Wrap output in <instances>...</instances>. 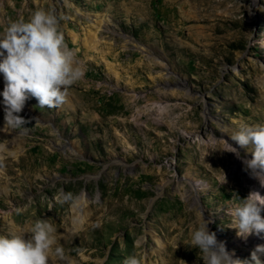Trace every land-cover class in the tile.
<instances>
[{
    "label": "rangeland",
    "instance_id": "rangeland-1",
    "mask_svg": "<svg viewBox=\"0 0 264 264\" xmlns=\"http://www.w3.org/2000/svg\"><path fill=\"white\" fill-rule=\"evenodd\" d=\"M37 9L56 15L85 74L60 107L30 97L23 129L4 128L0 96V235L51 223L66 253L49 264H123L144 249L153 264H203L182 241L210 221L250 260L264 233L238 237L226 212L261 187L212 149L225 139L251 159L230 134L264 125V0H0V34ZM61 190L83 203L58 204Z\"/></svg>",
    "mask_w": 264,
    "mask_h": 264
},
{
    "label": "clouds",
    "instance_id": "clouds-1",
    "mask_svg": "<svg viewBox=\"0 0 264 264\" xmlns=\"http://www.w3.org/2000/svg\"><path fill=\"white\" fill-rule=\"evenodd\" d=\"M56 15L44 9L35 10L27 19L20 17L11 22L0 34V73L4 77L3 97L4 128L23 129L29 120L20 113L26 101L35 97L39 108H54L67 101L68 89L80 81L85 70L77 51L69 48L59 30ZM231 140L241 148L251 149L252 158H242L239 150L224 139L220 148L212 151L229 152L242 159L244 170L264 188V125H241L230 134ZM3 161L0 160V165ZM225 174V173H224ZM227 183L226 174L220 180ZM53 199L63 205L75 203L78 197L61 190ZM51 209V208H50ZM264 194L251 190L239 202L231 205L226 215L232 217L237 236L247 239L255 233H264ZM199 223L182 241L198 249V260L203 264H264V245H257L250 260L233 258L224 242L217 239L208 224ZM55 228L45 220H37L24 234L0 235V264H49L52 256L64 258V250L57 246ZM123 264H142L136 255L125 258Z\"/></svg>",
    "mask_w": 264,
    "mask_h": 264
},
{
    "label": "bare ground",
    "instance_id": "bare-ground-1",
    "mask_svg": "<svg viewBox=\"0 0 264 264\" xmlns=\"http://www.w3.org/2000/svg\"><path fill=\"white\" fill-rule=\"evenodd\" d=\"M43 1V0H42ZM62 7H68V5H67V3H65V4H63V5H61ZM70 7V6H69ZM82 12V11H81ZM78 13H79V11H78ZM78 13H76V15L78 14ZM96 17H97V19L95 20V21H97V22H102L103 21V19H98V17L100 16V15H98V14H96L95 15ZM108 21V20H107ZM103 23V22H102ZM108 24V23H107ZM101 25V24H100ZM2 90V88H0V91ZM230 143V142H229ZM256 186V185H255ZM255 190H259L260 192H261V194H264V188H261V189H259V188H257V186L255 187ZM83 198H84V194H82V195H80L79 197H78V201H80V202H82L83 203ZM139 243V245H141L142 243H143V238H140L139 239V241H138ZM64 253H66V251H64ZM151 254H152V251H147V249H144V254H143V257L141 258V261H142V264H153V262H151L150 260V257H151ZM184 256V253H180V256ZM139 257V256H138ZM169 264H174V262L172 263V262H170ZM186 264H195V263H186Z\"/></svg>",
    "mask_w": 264,
    "mask_h": 264
}]
</instances>
